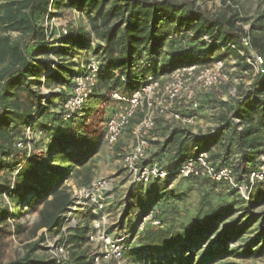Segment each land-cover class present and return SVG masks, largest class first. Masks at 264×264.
I'll list each match as a JSON object with an SVG mask.
<instances>
[{"label":"trees","instance_id":"obj_1","mask_svg":"<svg viewBox=\"0 0 264 264\" xmlns=\"http://www.w3.org/2000/svg\"><path fill=\"white\" fill-rule=\"evenodd\" d=\"M64 10L85 15L89 28L72 26L66 35L48 40L43 21L61 17ZM237 12L234 8L227 14H210L193 0H0V170L13 174L2 193L13 207L0 206V233L23 211L38 215L33 236L45 230L22 259L8 264L51 263L38 258L36 251L46 234L61 230L72 205L64 183L72 177L87 185L93 176L91 161L104 137L89 124L93 110L85 104L69 121L58 113L84 61L80 56L101 55L97 89L125 97L148 76L161 78L178 68L209 65L227 57L248 71L250 66L239 55L241 51L248 54L240 25L248 20ZM249 25L253 47V33L264 30V11ZM93 39L104 45L92 47ZM3 64L9 67L2 69ZM43 86L63 88L44 94ZM95 92L91 98H106ZM217 104L216 124L205 132L159 122L151 138H163L150 139L153 148L143 165L158 163L170 171L208 153L213 166L233 165L237 180H244L264 147V74L257 75L238 99ZM32 123L42 135L29 154L17 143L25 140V129ZM137 123L138 119L133 120L127 129ZM195 191L199 200L186 205ZM129 197L140 204L141 217L152 214L161 222L158 227L148 224L139 233L142 239L135 252L154 255L151 264H239L235 260L264 256V214L255 213L264 206V182L254 187L248 201L224 182L194 176L176 180L175 175L133 185ZM14 226L17 234L25 230ZM88 230L89 226L70 229L66 242L72 252L66 264H91L81 251ZM253 233L257 234L254 239H243ZM136 236L127 241L126 252L131 251ZM234 243L241 245L230 247Z\"/></svg>","mask_w":264,"mask_h":264},{"label":"built area","instance_id":"obj_2","mask_svg":"<svg viewBox=\"0 0 264 264\" xmlns=\"http://www.w3.org/2000/svg\"><path fill=\"white\" fill-rule=\"evenodd\" d=\"M73 14L83 15L76 10H68ZM52 10H50V13ZM246 35L242 38L243 46L248 54L241 51L250 66L245 74L251 75L249 86L257 75L264 74V55L257 54L250 37V25L240 24ZM48 40L60 38L68 33V27L62 24L59 17H47L42 24ZM204 40L208 41L207 37ZM92 47L104 44L93 39ZM235 49V46H231ZM237 60L232 57L218 59L209 65L194 64L174 70L161 78L148 76L146 81L129 97L119 92H113V102H118L116 111L109 117L103 144L108 152L115 149L125 130L133 120L138 119L132 134L133 146L122 156L120 166L128 176L131 185H146L153 180L164 181L175 175V179L205 177L213 182H224L237 190L242 199L248 201L254 187L264 182V147L258 155L256 165L249 171L244 180L238 181L234 166L216 167L209 162V154L202 153L189 159L179 167L170 171L163 170L158 163L143 165L149 151L153 148L150 136L159 122L163 126L181 124L195 127L198 124V113L203 97L211 92H221L233 81ZM102 70L101 55L90 53L80 64L78 74L72 79L73 88L64 102L58 107V113L63 120L69 121L82 110L96 91L100 82ZM247 90V89H246ZM243 91L236 90L229 93L230 99H238ZM47 92L46 94H48ZM229 102V101H226ZM42 133L33 127V123L25 129V140L19 141L17 147L29 154L33 149V142L40 139ZM151 140H162L153 137ZM64 187L72 195V205L65 214L64 224L57 235L46 234L45 246L50 258V264H66L70 259L67 238L74 225V216L85 213L90 216L89 230L86 235V247L89 248L91 264H123L127 251V241L143 232L146 225L160 226L161 222L152 214L141 217L135 224L132 233L122 234L112 231L113 223L109 206L114 194V182L108 177L98 176L89 184L77 186L73 178L65 181ZM4 199L9 204L7 195ZM11 207V206H10ZM10 228L15 231L13 221L9 220ZM45 232V230H43Z\"/></svg>","mask_w":264,"mask_h":264},{"label":"rangeland","instance_id":"obj_3","mask_svg":"<svg viewBox=\"0 0 264 264\" xmlns=\"http://www.w3.org/2000/svg\"><path fill=\"white\" fill-rule=\"evenodd\" d=\"M193 2L202 7L205 11L210 14H227L229 9H237L238 14L241 18L248 20V24L254 23L258 16L264 11V0H193ZM62 24L67 25V27L87 25L88 20L85 15H77L64 10L62 16L59 17ZM260 26V24H258ZM261 29V28H260ZM253 49L257 54H261L264 51V30H257L253 33ZM89 54L81 55L80 59L86 60ZM234 67L236 65H233ZM9 67V64L1 65L2 69ZM251 80L250 74H245L240 68L236 67L235 72L233 73V81L230 85H227L222 89L221 92L215 93L211 92L203 97L201 100V108L199 109L198 118L202 122L197 124L194 128L202 129L207 124L210 125L206 129L214 127L216 124V119L219 113L218 104L219 101H232L229 97V93L236 90L237 93L241 91H246L249 88V82ZM41 91L46 94L50 92L48 86H43ZM98 91V92H97ZM59 92V91H56ZM70 94V93H69ZM95 94H105L102 89L99 87ZM106 98L104 100H98L96 97H92L86 103L88 109H92V116L89 120V124L93 125L94 128L99 132V134L104 135L106 131V125L109 117L117 109L119 103L113 102L111 94H105ZM204 113V114H203ZM132 127L130 130L126 129L123 136L119 140V143L116 145L115 149L111 152H108L105 149V145L102 143L99 153L92 159L93 166V177L103 176L108 177L114 182V194L111 200L109 211L112 218V231L116 233H127L129 229L132 228L139 217L142 215V210L140 209V204L138 202H133L129 195L133 190V185L129 184L128 176L123 172L120 162L123 154H125L134 144L133 131ZM153 136V134L151 135ZM150 136V139H152ZM109 162V166L105 167ZM13 174H6L4 171L0 170V206L8 205L2 194L5 190L6 181L12 179ZM91 178V179H92ZM73 182L77 186L85 185L82 183L80 185L79 181L73 178ZM177 183L170 185V188L173 189ZM143 187V186H142ZM145 188V187H143ZM199 192L195 191L192 194L191 198L187 200L186 205L189 203H195L199 200ZM146 198V196H145ZM10 206L13 207L11 204ZM23 211V216L18 220L13 221L14 225H20L25 230L24 232L17 234L16 231H13L10 228L9 222L8 225L3 228V231L0 233V264H8L9 262L22 259L28 253V247L35 243L42 230L37 233L36 236H33L32 231L33 227L37 221V213L25 215ZM255 213L264 214V206L258 208ZM154 217V216H153ZM153 226V225H152ZM258 227L254 226L253 229ZM1 229V228H0ZM59 232H54L52 234L57 235ZM70 235V233H69ZM257 236L256 233L249 234L245 238V241L249 239H254ZM142 237L140 234L136 236V239L131 242V251L126 252L125 260L123 264H151L152 261L156 259L154 255H151L148 252H143L137 254L136 250H139L140 241ZM241 243L230 244V247H237ZM209 244L202 246L206 249ZM261 246V245H260ZM258 246V247H260ZM71 253V247L68 248ZM258 251V249H255ZM81 251L86 252V256L89 257V248H85ZM36 256L41 260L50 261L45 242H42L37 251ZM71 257V254H70ZM234 261L233 259H230ZM239 264H264V256L258 259H252L249 261L244 260H235Z\"/></svg>","mask_w":264,"mask_h":264},{"label":"crops","instance_id":"obj_4","mask_svg":"<svg viewBox=\"0 0 264 264\" xmlns=\"http://www.w3.org/2000/svg\"><path fill=\"white\" fill-rule=\"evenodd\" d=\"M84 26H86L87 28H89V26H88V24L87 25H84ZM14 36H16V34H14ZM88 54H90V52L88 53ZM50 88V91L51 90H53L54 92H56V91H60V89L61 88H63V87H61V86H54V87H49ZM119 106V105H118ZM118 108V107H117ZM116 111V110H115ZM114 111V112H115ZM113 112V113H114ZM112 113V114H113ZM204 114V113H203ZM200 122H202L201 120H199L198 121V124L200 123ZM208 126H210V125H206L205 127H203L202 129H193V131L194 132H197L198 130H201L202 132H205L207 129V127ZM163 138V136H159V139H162ZM94 166V165H93ZM109 166V162L107 163V165L105 166V167H108ZM95 177H93L92 179H94ZM91 179V180H92ZM143 187H146V186H143ZM141 217V216H140ZM139 217V218H140ZM89 223H90V216L89 215H87V214H85V213H78V214H76L75 216H74V225H73V227L71 228V229H74V228H76V227H85V226H89Z\"/></svg>","mask_w":264,"mask_h":264}]
</instances>
